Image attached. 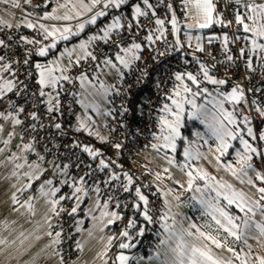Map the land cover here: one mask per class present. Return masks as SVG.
<instances>
[{
	"label": "snow or ice",
	"instance_id": "obj_1",
	"mask_svg": "<svg viewBox=\"0 0 264 264\" xmlns=\"http://www.w3.org/2000/svg\"><path fill=\"white\" fill-rule=\"evenodd\" d=\"M0 3L16 9L22 7L21 0H0ZM52 3L55 7L42 14L25 12L24 19L18 23L0 18V32L16 30L11 35L6 34V38H0V156H4L0 159V168L7 170L6 175H0V180L9 182L12 211L30 221L38 213L40 215L34 220L32 230L27 234L19 233V237H23L20 245L46 236L49 243L41 252L50 249L47 252L49 258L58 257L59 264H67L62 245L68 236L60 218L67 215L76 234L84 240L86 236L91 237L98 226L99 231L105 233L109 226L123 219L112 209L127 208L126 197L133 191V210L139 212L145 221H153L148 196L142 186H135L138 178L123 171L117 161L76 136L67 144H62L59 139L68 137L70 128L75 133L85 132L107 143L108 138L101 134V129L114 131L108 119L115 121L117 117V110L108 105L113 96L125 94L121 86L125 84L126 75L139 72L137 83L147 76V70L140 69L138 63L143 61V53L148 50L154 58L175 53L191 55V60L185 58L184 64L195 63L197 66L194 71L186 68L183 72L173 73L172 94L168 96L170 104L161 107L160 115L156 117L159 133L152 136L155 142L149 145L169 166L163 168L164 173H169L172 168L178 169L187 178V189L200 194L193 199L204 207L207 219L199 226L189 220V235L201 244L190 248L188 264H264V256L255 253L249 243V240L260 242L259 238H264V129L257 133L253 123L256 119L264 121V88L245 89L242 83L227 77L229 71L239 66L244 70L242 80L251 82L256 75L264 80V0H225V7L234 6L231 20L217 9L219 0H180L183 25L173 0H136L135 3L130 0H42L45 9ZM23 4L31 6L32 0H23ZM129 5L130 15L123 11ZM160 8L164 9L163 13L159 12ZM105 17L109 18L108 22L98 26V20ZM73 20L77 21L75 26L71 24ZM44 21L65 23L48 24ZM89 26L95 31L69 47L67 42L80 37ZM215 27L221 32L204 33L205 29ZM21 28L31 29L34 35H24ZM62 42L63 49L57 53ZM216 44H219V60L212 54ZM237 44L241 46L234 52ZM33 56L51 58L37 62L33 61ZM218 65L224 69L225 77L217 76ZM74 68L79 72L71 75ZM102 76H112L117 83L108 84L101 79ZM33 77L37 85L35 91L27 83ZM207 85H211V89ZM11 96L26 103H18ZM65 96L69 98L66 101ZM200 98L203 103H198ZM73 104L82 109L80 115L73 113ZM65 108L75 118L69 128L63 122ZM127 112L128 108L122 104L119 115L124 116ZM209 113L213 122L208 119ZM95 117H99V121ZM186 117L204 124L210 137L200 131L195 132V140L183 137L181 128ZM41 131L47 142L39 136ZM17 139L19 142L13 151V142ZM185 140L183 160L177 161L170 153H176L178 141ZM112 146L117 150L122 147L120 143ZM6 152L9 154L5 156ZM81 154L88 160L81 159ZM209 155L217 168L230 172L241 184L254 189L255 195L237 190L232 184L219 181L200 168L198 162L207 160ZM74 167L78 174L73 173ZM80 168L84 171L79 172ZM149 173L152 174L151 170ZM154 175L157 181L164 179L160 173ZM37 181L39 184L33 189ZM200 181L204 182L203 185L194 187ZM174 183L184 188L180 180ZM65 188L67 192H64ZM163 195L161 226L165 233H171L173 225L170 221H174V217L170 215L172 205L168 197L175 195V200L180 201V195L172 188L163 191ZM85 201L88 203L84 214L92 228L84 227V219H77V215L84 211ZM68 204L71 207H67ZM232 206L243 216L231 214ZM15 223L7 219L0 223V245L16 244L15 239L8 240L3 236V232L11 235L15 231ZM128 227L135 228L136 221L130 219ZM139 234L143 235L142 229ZM120 235L132 239L127 230ZM73 239L79 255L84 244L75 237ZM114 239L108 235L101 256L107 255ZM237 243L241 246L239 252L232 246ZM212 245L217 249L227 245V251L232 255H215ZM131 246L130 243H119L121 249ZM24 251L27 252L28 248ZM181 254L184 255L183 250ZM38 257L39 253L33 260ZM116 259L119 264H128L129 257L121 254Z\"/></svg>",
	"mask_w": 264,
	"mask_h": 264
},
{
	"label": "built area",
	"instance_id": "obj_2",
	"mask_svg": "<svg viewBox=\"0 0 264 264\" xmlns=\"http://www.w3.org/2000/svg\"><path fill=\"white\" fill-rule=\"evenodd\" d=\"M42 5V0H36ZM174 7L177 8V15L181 20V24L184 23V14L180 6V0H173ZM54 3L49 5L48 9L53 8ZM233 5H227L225 7V0H219L217 5V9L219 11H223L226 18L231 20L233 19ZM13 13L22 17L25 15V12L21 9L11 8ZM125 12V11H124ZM160 13L164 12L163 8L159 9ZM126 14H129L125 12ZM130 15V14H129ZM21 21L13 22L18 23ZM221 31L219 27H215ZM15 29H5L4 32H0V38H6V34L11 35L15 32ZM225 31H227L225 29ZM20 32L24 35L33 36L34 33L31 29L21 28ZM143 35V33H141ZM183 39V36L181 37ZM172 37H169L171 40ZM241 45L237 44L233 51L235 52ZM105 51H108V48L105 47ZM219 44H216L212 48V54L216 57L217 60L220 59L218 55ZM19 52V49H17ZM196 55H201L196 53ZM143 61L138 63V67L140 69L147 70V76L140 82L137 83V77L139 76V72L133 73L131 75H126L125 84L121 86V90L125 93L120 96H113L112 103L108 105V107L115 108L117 110L116 120L113 121L111 118L108 119V123L111 128H114V131H109L108 129H102L104 134L108 138V144L113 147L114 143H120L122 145L121 149H119L118 155H111L108 150L102 148L98 143L88 139L86 136L80 135L79 133H75L72 131L69 126L75 123L74 115L69 114L67 109L65 108V116L63 117V122L66 128H69L68 137L59 138L62 144H67L71 142V137L76 136L81 142L85 144H89L94 146L96 149L101 150L107 157L112 160L117 161L120 165L123 166V171H128L135 178H138L137 185L142 186V191L149 198V208L151 209L150 214L153 215L154 219L152 222H147L144 220L143 216L133 210L132 202L134 198V191L126 197L128 202L127 208H121L119 210L113 208L112 210L118 211L123 219L114 224V227L117 231V246L118 253L115 259L110 261L109 264H119V261L116 259L119 255L123 254L129 257L128 264H137V256L142 254H149L155 251L158 248V245L163 236L164 229L162 228V221L160 220V216L163 214V200L164 195L163 191L157 185V183L153 180V177L148 171L140 170L136 165L141 161L142 155L148 151L150 148V143L155 142L152 139V136L156 133H159L158 121L156 117L160 115V109L165 103H169L170 100L168 96L172 94L173 88V73L175 72H183L186 68L187 70L194 71L196 69L195 63H190L188 65L184 64V59L187 58L191 60V55L185 56L181 53L170 54L168 56H159L154 58V54L148 50H145L143 53ZM202 59H206L205 57H201ZM34 61V56L32 57ZM211 63V61H208ZM79 69L74 68L71 75L78 74ZM218 77H225L226 73L222 67L217 66ZM244 75V70L239 66L237 69L229 71L227 73V77L231 81H236L242 83L245 89L248 88H264V80H262L259 75L253 76L251 82L247 80H242ZM23 79V76L21 77ZM104 80V76L101 77ZM29 84V88L33 91L36 90L37 85L35 83V77L31 81L27 82ZM115 80L112 84H116ZM230 87V85H229ZM146 88V94L144 98L140 102L139 111L137 115L133 113V98L135 94L141 89ZM257 95H260L257 93ZM12 99L17 100L18 103H26V101L21 100L19 97L11 96ZM66 101L69 98L67 96L63 97ZM124 105L128 108L127 114L124 116L119 115V109L121 105ZM77 104H73V113L75 114ZM30 108L31 105L29 104ZM43 111V108H41ZM99 121V120H97ZM254 131L259 133L262 129H264V121L259 119L254 120ZM122 125V126H121ZM39 136L45 139L47 142V138L44 137V132L41 131ZM51 147V144H49ZM114 148V147H113ZM63 151V148L61 149ZM50 158V157H49ZM81 159L87 161V156L81 154ZM95 165H93L94 167ZM257 167H260V163L257 162ZM73 173L78 174L77 169L73 168ZM84 169L80 168L79 172H83ZM103 179V177H101ZM39 181H37L35 187H37ZM134 186V187H135ZM147 186V187H143ZM68 189L65 188L64 192H67ZM122 199L121 203H124L123 194H121ZM67 207H71L70 204ZM77 219H79V214L77 215ZM134 219L136 221V227L130 228L128 227L129 220ZM56 223V221H54ZM60 223L63 227L64 233L68 236L67 239L63 241L62 250L65 253V258L67 264H73L78 257L80 256L76 254L77 250L75 248V240H80L81 236L77 235L74 230V225L71 222L70 218L67 215H63L60 218ZM143 230V235L139 234L140 230ZM124 230H127L132 237L131 240L124 238L120 235V233ZM125 242L132 244L129 248L121 249L119 248V243Z\"/></svg>",
	"mask_w": 264,
	"mask_h": 264
},
{
	"label": "crops",
	"instance_id": "obj_3",
	"mask_svg": "<svg viewBox=\"0 0 264 264\" xmlns=\"http://www.w3.org/2000/svg\"><path fill=\"white\" fill-rule=\"evenodd\" d=\"M21 5H22V10L24 12L28 11H35L36 13L42 14L43 11H47L50 9H45L43 6L36 0H32V5H24L23 0H21ZM36 5H41L40 7H36ZM55 7V3L53 8ZM13 8L10 4L6 5L4 3H0V18H3L5 20H9L12 23L17 22V21H22L24 19V16L18 17L16 16L13 11L11 10ZM123 11L127 12L130 14V12L126 11L123 9ZM34 18V17H33ZM108 17H105L101 20H98V26L102 25L104 23L108 22ZM45 23L48 24H62L65 22H57V21H44ZM77 23L76 20L71 21V24L75 26ZM183 25V24H182ZM205 30H210V29H205ZM204 30V31H205ZM95 31V28L92 26H89L88 28L85 29V32L81 34L80 37H74L71 41L67 42L68 46L71 47L73 44L79 43L81 39H86L88 35L92 34ZM213 32L219 33V30L216 28L213 29ZM211 32V34L213 33ZM205 33V32H204ZM206 34V33H205ZM210 34V33H208ZM206 34V35H208ZM63 42L58 45L57 48V53L63 49ZM48 58L44 57H37L34 56V61L37 62H46ZM104 81L108 84H112L115 81V78L112 76H107L104 77ZM170 104V102H169ZM82 113V109L80 106L77 104L76 109H75V115H80ZM94 115V114H93ZM187 118V117H186ZM185 118V119H186ZM96 120H99V117H95ZM189 120V119H188ZM194 124L193 126L191 125V133L192 137L190 138L191 140H195V132L200 131L204 133V124H201L197 120H191ZM184 126L181 128V135L183 137H186L184 134ZM80 135L86 136L88 139L94 141L98 140L95 137H90L88 136L87 133L81 132L79 133ZM101 134L105 135L103 130L101 129ZM205 134V133H204ZM106 136V135H105ZM206 136L210 137V134H207ZM247 138V137H246ZM19 140H15L13 142L12 150L15 151V144L18 143ZM96 142V141H94ZM187 141H178V150L176 153H170V155H173L176 157V159L182 161L183 156H182V150L183 146H185ZM97 143V142H96ZM2 146V145H0ZM169 151L170 150H165ZM9 153H5V156L8 155ZM161 153L160 155H162ZM30 159H35L34 156H30ZM234 158V157H232ZM0 159H4V156H0ZM140 170L143 171H148L151 170V176L153 177V180L155 181V170L158 168L159 170H163L165 167H169L166 163V161H162L158 158L157 153L155 150L149 148L146 153L142 155L141 161L137 163L136 165ZM198 166L204 170H206L209 175L216 177L217 180L226 182L228 184H232L237 190H242L243 192L247 193L249 195L250 192H255L254 189H250L249 186L245 184H241L239 180L234 177L230 172H227L223 169H219L216 166L215 160L212 158L211 155L208 156L207 160L198 162ZM7 170L4 168H0V175H6ZM37 182L34 183L33 189H35V185ZM203 181L197 182L196 185L194 186H202ZM210 195L214 196V193H209ZM206 194V195H209ZM10 191H9V182L8 181H3L0 180V223H2L5 219L9 221H15L16 223L13 225V228L15 231L9 235L8 232H3L4 238L8 240H16L15 245H0V252L3 254L0 255V264H59V258L58 257H51L49 258L47 255L48 251H51L50 249H47L45 252H41V249L45 248V246L49 243V238L44 236L40 240H35L34 238L30 241H26L23 246L20 245V239H23V237H19L20 232H24L27 234L28 231L32 230L33 228V223L34 220H38L40 218L39 213L37 216L34 218L33 221H30L28 217L26 216H21L20 214L14 212L11 210V200H10ZM193 197H199V193L194 192ZM191 198V203L189 206H183L182 211L184 212L185 216L184 218L186 220H190L192 223H196L198 226L204 224L205 219L207 217L204 215V207L199 203L197 199ZM87 201H85V205L82 206L83 212L79 213V219H84L85 224L84 227L86 228H92V223L89 221L87 216L84 214L86 212V205ZM195 205H194V204ZM37 207L40 209V212L43 211L42 208H40V205H37ZM231 214L236 215V216H243V213H240L238 209L235 208V206H232L230 209ZM99 215V213H96ZM55 221V220H54ZM53 221V223H54ZM203 230V229H202ZM206 231V230H205ZM241 231H243V227H241ZM42 235V233H40ZM104 236L106 237V240L103 241V245L98 246L95 240H85L80 239L81 243L84 244L83 251L80 252V256L78 259L73 263V264H105V261L110 263L111 259L113 258V251L114 250V244L116 242L117 238V231L114 227V225L109 226L107 232L103 233ZM167 233L163 232V237ZM108 235L113 236L115 239L113 241L112 246L107 250V255L101 256V253L105 251V245L107 243V237ZM255 235V234H253ZM19 237V239H17ZM260 242H257L256 240H249V243L252 244L253 246V251L259 255L264 256V238H259ZM29 244H31V247L29 248ZM160 244V243H159ZM237 252L241 251V246L237 243L235 245H232ZM159 247V245H158ZM17 248L20 249L19 252H17ZM28 248V251L25 252L24 249ZM212 251L215 255L221 256V257H230L232 254L227 251V245L224 248H219L217 249L214 245L211 246ZM23 253V254H21ZM39 253V257L34 261L33 258L37 257V254ZM159 258L156 255V252H152L149 254H142L137 256V264H159ZM236 264V262H234Z\"/></svg>",
	"mask_w": 264,
	"mask_h": 264
},
{
	"label": "clouds",
	"instance_id": "obj_4",
	"mask_svg": "<svg viewBox=\"0 0 264 264\" xmlns=\"http://www.w3.org/2000/svg\"><path fill=\"white\" fill-rule=\"evenodd\" d=\"M208 119L213 122L211 113L208 114ZM200 196V194H199ZM170 215L174 217L172 223L171 233H167L160 241L159 247L155 249L156 255L159 258V264H188L187 255L193 245L200 246L201 242L196 240L195 237L190 236L191 231L190 221L184 218L185 214L182 211V202L177 200L171 201ZM85 240H95L98 246L103 245L106 237L99 231V226L93 230L91 237H85ZM183 240V244H181ZM183 250L184 255L181 254Z\"/></svg>",
	"mask_w": 264,
	"mask_h": 264
},
{
	"label": "rangeland",
	"instance_id": "obj_5",
	"mask_svg": "<svg viewBox=\"0 0 264 264\" xmlns=\"http://www.w3.org/2000/svg\"><path fill=\"white\" fill-rule=\"evenodd\" d=\"M211 34V33H210ZM210 89H211V85H207ZM204 101H203V98H200L199 100H198V103H203ZM191 120L192 119H189V121L191 122ZM193 120H195V119H193ZM197 121H199V120H197ZM200 122V121H199ZM201 123V122H200ZM202 124V123H201ZM192 125V124H191ZM202 132H203V130H202ZM204 133H205V135H207V134H210V133H208L207 132V129L205 128V125H204ZM211 135V134H210ZM191 140V139H190ZM187 143V142H186ZM177 161H180V160H178L177 159ZM155 173H160L161 174V176L162 177H164V179L163 180H161V181H157L156 179H155V182L157 183V185L160 187V189L162 190V191H166L168 188H172L173 190H174V193L175 194H179L180 195V202H182V207L183 206H189L190 205V203H191V198L190 197H193L194 196V190H188L187 189V178L183 175V174H181L180 172H179V170L178 169H176V168H172L171 169V171L169 172V173H164L162 170H159L158 168H156V170H155ZM169 176H171L172 177V179H168V177ZM175 180H180V182L182 183V184H184V188L183 189H181L180 187H179V185H177V184H175L174 183V181ZM195 187V186H194ZM249 195L250 196H254L255 195V192L253 193V192H250L249 193ZM168 199H170L171 201L172 200H175V195H171V196H169L168 197ZM194 204V203H193ZM195 205V204H194Z\"/></svg>",
	"mask_w": 264,
	"mask_h": 264
},
{
	"label": "trees",
	"instance_id": "obj_6",
	"mask_svg": "<svg viewBox=\"0 0 264 264\" xmlns=\"http://www.w3.org/2000/svg\"><path fill=\"white\" fill-rule=\"evenodd\" d=\"M136 2V0H130V3H135ZM124 9L126 10V11H128V12H131V6L129 5V6H125L124 7ZM214 29V28H213ZM213 29H210V30H205L204 32L206 33V34H208V33H211V32H213ZM216 29V28H215ZM221 31L219 30V33H220ZM146 94V88H143V89H141L140 91H138L136 94H135V96H134V98H133V113H134V115H137L138 114V111H139V105H140V102L142 101V99L144 98V95ZM191 124H192V126H193V122L191 121H189L188 120V118H186L185 119V122H184V134L186 135V137H188V139H190L191 137H192V131H191ZM94 141H96L102 148H104V149H106V150H108L109 151V153L111 154V155H118V153H119V150H117V149H115V148H113V147H111L109 144H108V142L107 143H102L101 141H99V140H94ZM114 250H112L113 251V258L111 259L112 261L115 259V257H116V255H117V253H118V246H117V241L115 242V244H114Z\"/></svg>",
	"mask_w": 264,
	"mask_h": 264
}]
</instances>
